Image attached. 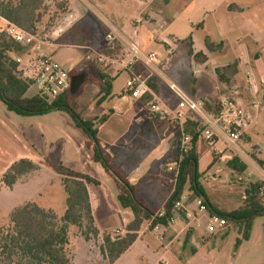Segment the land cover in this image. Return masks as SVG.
<instances>
[{
  "label": "rangeland",
  "instance_id": "374dc122",
  "mask_svg": "<svg viewBox=\"0 0 264 264\" xmlns=\"http://www.w3.org/2000/svg\"><path fill=\"white\" fill-rule=\"evenodd\" d=\"M5 1L17 3L18 0ZM45 2L43 17L35 33L39 34L40 41L46 42L43 45L49 43L60 45L59 49L51 47L45 52L56 51L53 57L60 63L65 59L69 60L63 66L66 70L74 67L73 88L77 90L76 93L85 85V79L89 77L96 79V76H92L93 74L98 76L95 66H101L104 71L112 67L109 71L111 74L115 73L116 68L120 69L117 64L107 62L108 65H106L100 61L104 57L109 59L121 57V47L111 50L107 41L106 22L114 24L111 15L115 18L116 14L120 17L123 14L131 16L129 28L132 29L131 35L135 29L139 31V27L143 26L145 28L144 37H147V40L151 39V42L160 43L163 41L161 35L167 37L173 32L179 41L173 39L177 48L170 54L175 53L177 58H183L186 63L192 62V58L187 52V42H183V39L192 34L195 41L194 50L203 51L205 56L207 54L206 60L203 61L206 66L202 70L206 82L198 87V94L194 98L202 101L205 110L212 114H217L220 109V96L229 98L236 105L239 104L247 110H253L254 113L252 126L241 136L237 143L238 148L229 147L224 138L216 134L213 136L212 143L207 142L202 134L197 141L200 182L210 201L223 210H235L243 206L246 190L251 184L263 181L261 170L264 171V166L257 161H264V0H45ZM232 5L238 6L241 11L229 10ZM126 6L135 12L130 11ZM72 10L79 12L78 22L62 37H53V28ZM6 28L7 25L0 19V35L6 33ZM208 35L215 44L222 42L223 47L215 52H208L204 47V41ZM78 39L82 40L81 45H75L78 44ZM70 46H83L84 48ZM152 49L159 56L158 66L163 68L169 58L165 48L154 45ZM19 53L22 56L26 55L30 53V48L22 47ZM88 57L90 59H87ZM234 63H238V73L231 78L230 82H221L216 70ZM163 69L164 73H167L166 68ZM126 82L127 73L120 71L114 81L113 94L115 96L121 93ZM89 85L84 88L78 99V107H76V112L84 120L101 117L107 112L109 104L104 102L97 105L94 102L95 96L92 90L94 88L96 92L98 84L93 82ZM210 92L214 95H209ZM34 95H36V89L30 87L27 97ZM166 97V100L175 104L173 112L166 114L158 100L152 103L159 106L165 114L164 119H161L162 115L158 114L159 119L171 126L170 122L174 120L176 110L184 108L169 88H167ZM96 99L98 100V95ZM254 104L258 105V108H253ZM150 108L151 105H147L149 112ZM178 126L180 128V124ZM116 127L115 119H112L100 128L101 145L105 144L110 147V143L118 137ZM188 129L193 128L190 125ZM86 138L85 132L75 126L74 120L65 111L54 110L41 116H20L8 111L0 100V179L6 172L7 165L19 155H31L41 161V168L39 167L36 172L32 173V176L29 175L30 178L36 179L28 186L18 187L15 190H0V229H10L12 227L9 219L10 212L23 204L25 199L35 196L34 203L47 210H52L59 217L63 216L67 196L62 179L53 172L46 163V159L54 163L61 162L70 169L86 173L101 183L100 186L90 185L94 205L93 215L100 239L91 240V243L85 242L82 236L84 227H70L67 247L69 257L71 260L75 259L74 264H109L100 251L102 237L104 234H109L113 239L123 237L127 233L126 226L132 219V212L121 207L117 200L118 189L114 181L108 183L104 169L94 162L93 152L85 147ZM179 138L180 135L175 136L176 143ZM219 141V145L216 146ZM177 154L179 155L178 147ZM233 157H237L244 163L247 170L240 171L230 168L228 161ZM170 166L168 161H164L160 164V169L165 167L169 170ZM156 172L155 168L152 169L142 187L149 184L152 186L160 184L159 177H157L159 173ZM29 176L21 181H25ZM176 180L175 177L171 189L167 190L170 197L175 191ZM185 188L183 195L187 197L181 202L190 203L194 200V196L193 193L191 195L187 192L189 185ZM142 193L155 205L161 202L160 196L155 193ZM158 206L161 207L160 204ZM158 206L153 209L159 210ZM193 208L198 212L197 203L193 204ZM198 214L199 219L210 221L215 229L210 233L211 236L206 244V249L213 253V264H264V216L255 218L250 240L236 249V242L242 239L244 232L242 224L229 223L226 233L221 235L218 219L210 218L204 211H199ZM118 228L124 229L122 231ZM145 240L154 244L158 242L150 233H146ZM142 246L143 243H139L120 264H127L132 256L134 259L131 258L128 264H150L151 262L146 260L143 262L139 259L141 258L140 253L136 258L135 254L142 250ZM146 256L150 257V255ZM155 257L153 256V259Z\"/></svg>",
  "mask_w": 264,
  "mask_h": 264
},
{
  "label": "trees",
  "instance_id": "16d2710c",
  "mask_svg": "<svg viewBox=\"0 0 264 264\" xmlns=\"http://www.w3.org/2000/svg\"><path fill=\"white\" fill-rule=\"evenodd\" d=\"M45 7V0H18L17 3L0 0V18L24 31L35 33L42 20V12ZM234 9L241 11L236 5L230 6L229 10ZM191 39L190 36L186 40L189 56L196 62L202 63L206 60V56L203 52L194 50ZM77 43L75 45H81L82 40L78 39ZM204 47L212 53L221 49L223 43L215 44L207 36ZM21 48L22 46L10 39L6 33L0 35V100L8 111L20 116H41L54 110L69 113L75 126L85 132L87 136L85 145L93 152L94 161L99 163L115 181L118 189L117 199L121 207L131 210L133 214V220L126 226L127 233L123 237L113 239L109 234H104L102 237L100 251L109 264H114L135 243L144 223L150 222V229L153 230L159 225L167 226L172 222L175 212L185 216L182 208L175 206L181 202L187 183L190 185L189 189L194 198L201 201L212 218L224 219L225 226H228L229 223H240L244 226L242 239L237 240L236 249L241 245L242 240L250 238L255 218L264 216V181L250 185V188L246 190L245 204L238 209L225 212L214 206L200 182L201 175L198 172L196 144L202 130L198 119L191 118L194 120L191 130L188 129L189 125L184 124V132L193 136V147L182 163L175 191L169 198L163 215L159 216L158 210L147 205L144 199L138 195L137 187L129 183L111 157L102 149L98 139V127L108 120V115L95 120H84L76 112L77 96L73 95L70 89L52 102L38 95L27 97L30 86L20 79L17 70L18 64L10 56L12 52H19ZM95 69L101 86L97 101V104H100L112 95L113 79L106 74L101 66H95ZM137 71L141 75L145 74L142 68H138ZM237 73L238 63L216 70L219 80L223 83L230 82ZM73 74L74 72L71 73V76ZM154 80L153 78L149 82V86L156 93L157 87ZM92 81V77L85 79V83ZM145 96L148 103L153 100L151 94L147 93ZM151 115L153 118H157L156 115ZM176 133L178 136L182 133L179 126ZM257 162L264 166V161L258 160ZM46 163L62 179L67 196L65 212L62 217H59L52 210L42 208L34 202L14 208L9 215L12 227L0 229V264H71L67 250L70 227H84L82 236L86 241L100 239L88 192V185H99V181L74 171L61 162L54 163L46 159ZM228 166L234 170H247V166L237 157L228 161ZM38 169L39 166L30 159L16 161L2 175L0 190L3 187L12 189L21 179Z\"/></svg>",
  "mask_w": 264,
  "mask_h": 264
},
{
  "label": "crops",
  "instance_id": "0c3cea01",
  "mask_svg": "<svg viewBox=\"0 0 264 264\" xmlns=\"http://www.w3.org/2000/svg\"><path fill=\"white\" fill-rule=\"evenodd\" d=\"M126 7L130 11L135 12L128 6ZM111 18L114 19L113 20L114 22L112 21L111 22L114 23L115 25L111 23L110 24L115 29H117L118 31L122 32L125 35L131 36L132 29H129L130 22L132 19L131 16H127L123 14V16L120 17L116 14V18L114 17V15H111ZM0 19L6 25L9 24L4 19L2 18ZM192 24L195 25V23H191V25ZM144 31H145V28H143V26H140L139 27V34H140L139 42L141 45V49L144 52H154V50L152 49L154 45L164 47L165 52L169 56V58H167L166 60L165 65L163 66V68H166L167 70V73H165V75L167 76L169 80L177 83L185 92L187 91L189 94L187 92L186 93L190 95L192 98L196 97V94H198V90H197L198 87L201 85L203 86L204 82H206L205 75L202 74L203 67L206 66V63L196 62L191 56L190 57L192 58V62L190 61L186 63L184 62L183 58L181 59L177 58L174 55L175 53L170 54L172 51H175V49L177 48V45H175L173 39H175L176 41H179V38L177 37V35L173 34V32L169 33L167 37H164L163 35H161L164 42L162 41L159 43V42H154V41L151 42L152 41L151 39H150L151 41L149 39L147 40V37H144ZM190 36L192 37L191 42L193 44L195 41L193 39L194 37L192 36V34L185 37L183 39V42L186 41ZM51 47L54 49L55 48L59 49L60 45L57 43H49L47 45H43L41 47V50H35V49L30 48V54L46 55L45 53H48V52H45V50ZM70 47L84 48L83 46L81 47L80 46H70ZM193 48L195 49L194 44H193ZM187 52L189 54V47H188ZM55 53L56 51L52 50V51H49L47 55L54 56ZM10 56L13 59H16L19 57H23L25 55L22 56L19 52H12ZM68 61H69L68 59H65L63 62L61 63L59 62V63L61 65H65L66 62ZM71 68H72L71 69L72 72H74V67H71ZM111 68L112 67L108 68L107 70H105V72L106 74L110 76V78L113 79L112 95L108 99L100 103V104H103L104 102L109 103L107 112L104 114V115H108L109 118L103 125H100L98 128H99V133H100V128L102 126L107 124L112 119H115V124L117 126L116 134L118 137L114 139L112 143H110L111 144L110 147L109 145L106 146L105 144L101 145V143L100 145L102 149L105 151V153L108 154L109 157H111V159L114 161V164L116 165L118 170L121 172V174L129 181L131 185L137 187L138 195L144 199L147 205L153 208V207H157L160 204L161 207L158 206L160 207V209L158 210V213L164 212L165 206L170 198V195H168L167 190L171 189L170 187H172L171 185L173 181L175 180L176 176L173 172L167 170L165 167L163 168L161 167L162 169H160V164H162V162L164 161H168L170 164H172V161L178 155L177 147H178L179 141L178 143H176L175 141V136L177 135V133H175L176 132L175 130L178 129V125L174 122H170L172 124L170 126L166 122H163L160 119L158 120L159 118L158 116H156L157 118H153V116L147 110L148 102L146 100V96H145L146 94L140 99L125 98L122 96L124 87H125L124 86L121 93L115 96L113 94L114 81L119 75L120 71H123V70L121 69L118 70L116 68L115 73L111 74L109 72ZM163 68H160V69L163 72H165ZM169 73L170 75L171 74L172 75L170 76ZM92 76L93 77L96 76V79L93 78L92 82L85 83V85L81 87L78 93H76L77 90L73 88V76H72L70 90L73 95L77 96L76 98L77 107H78V99L82 95L84 88L87 86H90L89 84L93 82H96L98 84L97 91L95 92L94 88L92 90L93 91L92 93L95 96L94 102L97 104L98 100L96 99V97L98 95V99H99L101 86H100V81H99L98 76L95 74H93ZM128 78H129V74L127 73V81H128ZM154 79H155L154 82L156 81L155 85L157 87V92L156 93L153 92L154 95L151 94L153 96L152 101L158 100L165 112L167 113L173 112L174 110L173 108L175 107V104L174 103L172 104L169 100H166L167 99L166 97L167 88H168L166 82L158 78H154ZM216 94L217 93H215V95ZM209 95H214V94L210 92ZM194 99L199 100L197 98H194ZM229 102H232L231 99L226 98L224 96H220V106H219L220 109L218 111L222 110ZM100 104H97V105H100ZM176 111H180V110L177 109ZM101 117H95L91 120H95ZM187 118L184 124L192 126V124L194 123L193 122L194 120L191 118H194V117L188 116ZM251 124H249L248 126L244 128V133L250 130L252 126ZM98 139H99V134H98ZM219 143L220 141L217 143L216 146H218ZM197 148H198V144H196V153L198 155ZM25 158L32 160L35 164H37L41 168V164H40L41 161L39 158L31 156V155H19L16 159L11 161V163L7 165L6 170L16 161L20 159H25ZM198 161H199V156H198ZM154 168L159 173L157 174V177H159L160 184H155L154 186H152V184H149L148 186L142 187V185L144 184L143 182L145 181L146 178H148V176L150 175L149 173H151L152 169ZM82 174L90 176L86 173H82ZM104 174L106 175V180L108 181V183H110L111 181H114L106 172H104ZM35 179L36 178H30L29 176V178H27L23 182L21 181L22 180L21 179L17 184L14 185L12 189L5 188V187H3L2 189L15 190L18 187L24 188L28 186V184L31 183ZM150 183H153V182H150ZM100 184L95 185V186H100ZM114 184L116 185L115 181H114ZM90 185H94V184H90ZM90 185H88V192H89L91 209H92V214H93L94 205H93V198H92V193L90 190ZM188 185L189 184L187 183L186 187H188ZM116 188H117V185H116ZM187 190L186 191L192 195V192H190L189 189ZM142 192L155 193L156 195L160 196L161 202H158L155 205L154 203L149 201L143 195ZM184 193H185V190H184ZM186 197L187 196L183 195V198H186ZM35 198L36 196L32 197L31 199H27V200L25 199L23 201V204H20L19 206L24 205L28 202H34ZM198 201L199 199L194 198V200L190 203H184L185 201L183 203L181 202L182 204L181 208L184 211L185 216L180 215L178 212H175L173 221L170 222L167 226L159 225L157 226V229L154 228L153 230H151L150 222L144 223L141 227L140 232L138 233V239L114 264H120V262L124 259V257L128 253L135 250V248L141 242L143 243L142 250L138 251L137 254L135 255H137L136 256L137 258L140 253L141 258L139 259H141L143 262L146 260L147 262H151L150 264H213V260H214L212 258L213 253L212 251H208L206 249V244H207L208 239L211 236L210 233L214 232L215 229L213 231L210 230V226H212L210 221H206V220L202 221L201 219H199L200 215L198 214V212L202 210H200ZM195 203H197L198 205V212L196 209L193 208V204ZM212 204L216 206L214 203ZM216 207L218 209H221L218 206ZM223 211L230 212L232 210H223ZM204 212H206V214L210 218H212L207 211H204ZM131 217H132L131 219L132 221L133 214ZM95 225H96V220H95ZM144 225H145V228L143 229ZM118 229H121L123 231L124 228H118ZM220 230H221L220 232L221 235L226 233L227 226L221 227ZM146 233H150L154 237V239L158 241L157 244H154L150 241H146L145 240ZM250 237H251V233H250ZM249 240L250 238L248 240H242V243L239 246V248L242 246L243 243ZM85 242L91 243L90 241H85ZM90 247L92 246L90 245ZM89 252L91 255L90 250ZM146 255H150V257H147ZM153 256H156L155 259H153ZM131 258L134 259V257L132 256L129 258V260ZM104 259L106 258L104 257ZM72 260H71V264H74L75 259L73 261ZM129 260L127 261V264ZM105 261L107 262V259ZM230 264H233V263H230Z\"/></svg>",
  "mask_w": 264,
  "mask_h": 264
},
{
  "label": "built area",
  "instance_id": "2783aa9c",
  "mask_svg": "<svg viewBox=\"0 0 264 264\" xmlns=\"http://www.w3.org/2000/svg\"><path fill=\"white\" fill-rule=\"evenodd\" d=\"M79 19L80 14L77 10L68 12L53 28L52 36L55 38L62 37L75 26ZM106 27L108 29L107 41L110 45L109 49L114 50L121 47V57L117 59L104 57L100 61L106 63V65H108L107 62L117 64L121 70L129 74L122 96L128 99H140L147 93L154 95L149 82L153 78H158L167 83L169 90L180 100L184 108L174 113V120L172 121L177 123V125L180 124V130L182 131L178 143L179 155L169 167V171L175 174L177 180L182 163L193 147V136L184 132V122L188 116H193L200 121L202 126L201 134L207 142H213V136L216 134L224 138L229 147L238 148L237 143L244 133V128L253 122V110H247L239 104L236 105V103L229 102L217 114L207 112L202 101L192 98L177 83L167 78L158 66L159 56L156 52H144L141 49L139 31L137 29L129 36L115 29L108 22H106ZM6 34L22 47L35 50H41L43 44L46 43L39 40V34L29 33L10 23L7 25ZM87 59H90V57ZM13 60L18 64L17 70L20 79L25 81L30 87H34L36 95L49 102L56 100L71 87L72 70H66L63 65L54 59L53 55L29 53ZM138 68L144 70V76L138 73ZM148 105H151V114L156 116L160 114L162 115L161 119H164L165 114L159 106L152 102H149ZM253 108H258V105L254 104ZM165 113L167 114V112ZM261 175L264 181L263 170H261ZM198 205L200 210L206 211L200 200ZM175 207L181 208V202L177 203ZM163 213L159 212L158 215L162 216ZM218 222L220 228L226 225L224 219H218ZM155 228L157 229V227ZM210 230L213 231L214 227L210 226Z\"/></svg>",
  "mask_w": 264,
  "mask_h": 264
}]
</instances>
